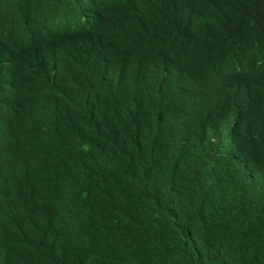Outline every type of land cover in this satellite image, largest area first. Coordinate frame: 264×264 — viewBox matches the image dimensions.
Segmentation results:
<instances>
[{"label":"trees","instance_id":"16d2710c","mask_svg":"<svg viewBox=\"0 0 264 264\" xmlns=\"http://www.w3.org/2000/svg\"><path fill=\"white\" fill-rule=\"evenodd\" d=\"M0 264H264V0H0Z\"/></svg>","mask_w":264,"mask_h":264}]
</instances>
